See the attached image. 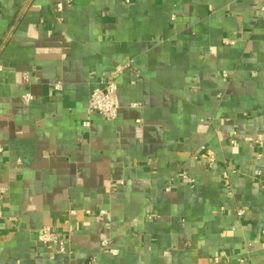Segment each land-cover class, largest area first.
<instances>
[{
  "label": "crops",
  "instance_id": "0c3cea01",
  "mask_svg": "<svg viewBox=\"0 0 264 264\" xmlns=\"http://www.w3.org/2000/svg\"><path fill=\"white\" fill-rule=\"evenodd\" d=\"M0 144V264H264V0H0Z\"/></svg>",
  "mask_w": 264,
  "mask_h": 264
},
{
  "label": "built area",
  "instance_id": "2783aa9c",
  "mask_svg": "<svg viewBox=\"0 0 264 264\" xmlns=\"http://www.w3.org/2000/svg\"><path fill=\"white\" fill-rule=\"evenodd\" d=\"M67 2H72V0H66ZM57 9L61 10L63 7V2H58L56 4ZM226 43H230V40H225ZM129 62L126 65H118L116 68L111 71L108 78L102 83L97 84L90 95V99L88 102V112L93 113L96 112L100 115H102L107 120H115L118 116L119 112V99H118V82L117 77L118 75L126 69V67L130 66ZM55 88L60 89L61 83L58 82L55 84ZM132 105L136 106L137 103H133ZM89 124L88 121H85L83 123L84 126H87ZM3 150V146L0 144V151ZM208 161L210 163L215 162V157L213 155L208 156ZM229 170L224 169L223 171V178L226 183L229 182ZM193 181V180H191ZM8 189L5 186H0V201H2L7 194ZM75 213L74 210H70V214ZM101 213H105V211H101ZM239 213L242 214L243 211L239 210ZM41 239L46 244H53L57 247V252L64 253L66 250V237L61 236L54 227L51 225H44L41 228ZM103 245H107L106 241H103ZM109 252L112 254H116L117 250L114 248H109ZM216 262L219 261V258H214ZM82 264H97L95 260H89L87 262H84Z\"/></svg>",
  "mask_w": 264,
  "mask_h": 264
}]
</instances>
